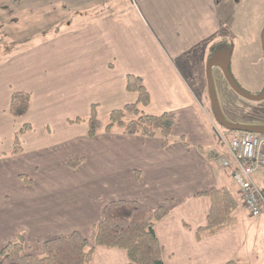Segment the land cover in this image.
<instances>
[{
  "label": "crops",
  "instance_id": "obj_1",
  "mask_svg": "<svg viewBox=\"0 0 264 264\" xmlns=\"http://www.w3.org/2000/svg\"><path fill=\"white\" fill-rule=\"evenodd\" d=\"M215 1L0 0V32L19 29V40L29 41L0 68V250L22 239L25 254L43 256L47 241L75 232L93 245L106 206L134 201L169 211L155 226L165 264H249L264 206L250 216L231 170L221 164L223 146L206 132L195 106L203 58L219 31ZM196 49L193 93L184 75ZM128 75L142 78L150 93L143 111L173 115L172 139L186 142L164 148L161 138L116 130L88 138L87 123H69L88 118L94 105L108 115L135 103L137 95L126 90ZM15 92L31 95L25 117L10 114ZM24 125L32 130L21 138L23 153L13 156L14 136ZM78 159L82 163L70 168ZM254 181L264 198V170ZM214 188L236 198L235 221L199 238L210 204L198 195ZM89 264H129V258L120 249L97 248Z\"/></svg>",
  "mask_w": 264,
  "mask_h": 264
},
{
  "label": "trees",
  "instance_id": "obj_2",
  "mask_svg": "<svg viewBox=\"0 0 264 264\" xmlns=\"http://www.w3.org/2000/svg\"><path fill=\"white\" fill-rule=\"evenodd\" d=\"M217 46H212L208 59L215 53ZM126 90L137 95L136 102L111 111L107 123L100 118L96 105L92 106L88 118H76L69 123L74 125L87 123L88 138H95L100 133L112 134L116 130L126 136L161 138L163 147L167 148L175 128L174 116L170 113L148 115L143 111L150 105L151 96L142 78L128 75ZM30 105L29 93H13L11 116L25 117L30 111ZM211 109L215 117L212 106ZM31 130L30 125H24L16 132L11 155L18 156L23 153L21 138ZM180 141L186 142L183 137ZM199 150L205 154L202 148ZM81 163L82 160H73L69 167L75 169ZM21 179L30 183L26 177ZM198 197L208 199L210 204L207 226L198 232L199 238L214 236L234 224L233 213L238 207V202L230 190L214 188L199 194ZM168 215L169 211L165 208L151 209L134 201L113 202L106 206L102 221L96 227L93 245L75 232L47 241L44 255L36 256L25 254L24 242L20 239L0 250V264H89L97 248L120 249L128 255L129 264H165L163 248L156 236L155 226Z\"/></svg>",
  "mask_w": 264,
  "mask_h": 264
},
{
  "label": "rangeland",
  "instance_id": "obj_3",
  "mask_svg": "<svg viewBox=\"0 0 264 264\" xmlns=\"http://www.w3.org/2000/svg\"><path fill=\"white\" fill-rule=\"evenodd\" d=\"M215 4L219 31L217 36L215 35L216 38L213 37L215 41L212 39V42L214 45L224 42L226 46L230 47L233 53L230 69L232 77L241 90L250 95H257L258 86L264 83L261 39L264 30V0H216ZM3 28L5 30L0 32V68L4 64L6 65L10 59L19 56L16 54L18 51H25L29 43L27 39V41L19 40V29H14L8 33L6 32L7 26H3ZM11 33H13L12 37L7 35ZM198 52L199 49H196L194 53L189 54L187 57L195 59V54ZM8 57L11 58L8 60ZM206 59H208V56L203 58V64L201 65L204 77L201 98L199 102H195V106L200 109L205 124L204 128L209 135L214 139L219 138V134L227 137L230 133L218 124L211 109L206 76V66L210 58L207 61ZM194 61L190 66L192 69L184 75V80L190 85L192 92L196 93L197 81L195 78L200 62L196 59ZM212 77L218 103L228 122L264 126V101L253 102L239 96L230 88L218 68L212 70ZM99 116L104 122H108V115L105 111L100 112ZM191 136L192 140L197 137L195 132H191L189 140ZM177 139L179 141L180 137L171 139V141H177ZM218 140L223 146L220 139ZM1 144L7 147L5 140H1ZM222 148L226 153L225 146ZM262 191L264 193V187ZM261 233L257 252L254 247L247 257L249 264H260L264 261V226Z\"/></svg>",
  "mask_w": 264,
  "mask_h": 264
},
{
  "label": "built area",
  "instance_id": "obj_4",
  "mask_svg": "<svg viewBox=\"0 0 264 264\" xmlns=\"http://www.w3.org/2000/svg\"><path fill=\"white\" fill-rule=\"evenodd\" d=\"M219 139L226 150L221 164L231 170L250 216L258 217L264 198L254 176L264 170V134L230 132L227 137L219 134Z\"/></svg>",
  "mask_w": 264,
  "mask_h": 264
},
{
  "label": "water",
  "instance_id": "obj_5",
  "mask_svg": "<svg viewBox=\"0 0 264 264\" xmlns=\"http://www.w3.org/2000/svg\"><path fill=\"white\" fill-rule=\"evenodd\" d=\"M261 38H262V44H263V49H264V30L262 32ZM230 64H231V52L230 51L215 54L207 62L206 76H207L208 94H209L211 106L215 113V118L218 124L227 131L240 132V133L264 134L263 126L230 123L226 120V117L224 113L222 112V109L216 97L215 85H214V80L212 77V70L214 68L221 69L230 88L242 98H245L247 100L254 101V102H260L264 100V93L258 96L250 95L238 87V85L235 83L231 75Z\"/></svg>",
  "mask_w": 264,
  "mask_h": 264
},
{
  "label": "flooded vegetation",
  "instance_id": "obj_6",
  "mask_svg": "<svg viewBox=\"0 0 264 264\" xmlns=\"http://www.w3.org/2000/svg\"><path fill=\"white\" fill-rule=\"evenodd\" d=\"M262 39V38H261ZM218 46H217V49H216V51H215V53L213 54V55H215V54H218V53H224V52H227V51H230L231 52V63H232V56H233V53H232V50L230 49V47L229 46H226L225 44H224V42L223 43H218L217 44ZM262 50H263V63H264V49H263V44H262ZM212 55V56H213ZM230 69H231V64H230ZM218 70H220L221 71V69L220 68H218ZM231 72V71H230ZM221 73H222V71H221ZM223 74V73H222ZM224 76V75H223ZM225 78V77H224ZM234 79V78H233ZM226 80V79H225ZM235 81V80H234ZM236 84H237V82H235ZM238 87H239V85H238ZM259 88H258V91H257V95L256 96H258V95H262L263 93H264V83L261 85V86H258ZM240 88V87H239ZM264 101V100H263ZM254 102V101H253ZM262 102V101H261ZM264 127V126H263Z\"/></svg>",
  "mask_w": 264,
  "mask_h": 264
}]
</instances>
